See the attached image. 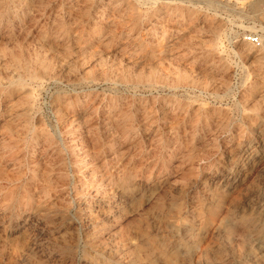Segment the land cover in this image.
I'll use <instances>...</instances> for the list:
<instances>
[{
	"label": "rangeland",
	"instance_id": "rangeland-1",
	"mask_svg": "<svg viewBox=\"0 0 264 264\" xmlns=\"http://www.w3.org/2000/svg\"><path fill=\"white\" fill-rule=\"evenodd\" d=\"M257 2L0 0V264H264Z\"/></svg>",
	"mask_w": 264,
	"mask_h": 264
},
{
	"label": "built area",
	"instance_id": "built-area-1",
	"mask_svg": "<svg viewBox=\"0 0 264 264\" xmlns=\"http://www.w3.org/2000/svg\"><path fill=\"white\" fill-rule=\"evenodd\" d=\"M261 35H262V33L260 31L250 32L245 37V41H246V43H249L250 45H253L255 47H260L263 43Z\"/></svg>",
	"mask_w": 264,
	"mask_h": 264
},
{
	"label": "bare ground",
	"instance_id": "bare-ground-1",
	"mask_svg": "<svg viewBox=\"0 0 264 264\" xmlns=\"http://www.w3.org/2000/svg\"><path fill=\"white\" fill-rule=\"evenodd\" d=\"M189 3H190V2H189ZM259 3L262 4V5L264 6V0H258V2L255 4V7H256V8H259ZM191 6H192V5H191ZM251 29H254V28H251ZM258 31H260V32L262 33L261 37H262V42H263V47H264V27H262L261 30H258ZM246 45H249V47L252 48V46H250L249 43H246ZM253 47H254V46H253ZM243 51H244V50H243ZM243 51H241V53H242ZM243 53H245V52H243ZM243 53H242V54H243ZM256 55H257V54H256Z\"/></svg>",
	"mask_w": 264,
	"mask_h": 264
}]
</instances>
